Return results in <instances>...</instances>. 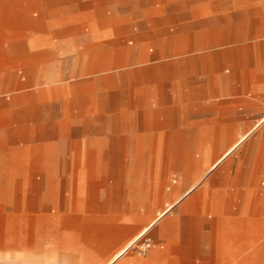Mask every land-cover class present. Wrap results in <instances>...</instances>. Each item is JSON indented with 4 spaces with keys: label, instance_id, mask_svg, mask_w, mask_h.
Returning a JSON list of instances; mask_svg holds the SVG:
<instances>
[{
    "label": "crops",
    "instance_id": "1",
    "mask_svg": "<svg viewBox=\"0 0 264 264\" xmlns=\"http://www.w3.org/2000/svg\"><path fill=\"white\" fill-rule=\"evenodd\" d=\"M76 2L0 0V98H6L0 102L6 107L3 103L7 101L11 112L37 114L19 125L28 130L25 134L6 141L24 147L19 149L20 157L0 160V191L12 187L11 178L25 165L29 176L38 172L52 176L54 167L45 161L54 159L47 160L43 156L46 153L56 152L64 157L62 160L75 164L83 161L89 171L80 169L74 177L93 176L94 161L125 159L118 156L122 144L108 145V140L99 139L98 132L108 131L96 125L89 124L68 140L60 132L56 136L42 131L62 129L58 115L66 117L75 112V91L58 83L75 78V65L91 59L77 57V49L129 33L143 39L141 34L166 32L174 25L190 34L185 41L191 44L183 47L197 48V35L203 30L189 25L220 10L242 13L247 18L245 33H264V0H113L112 10L102 4L93 9L91 1L77 9ZM255 21L259 24L253 28ZM205 31L225 30L210 27ZM227 31L230 43L240 42L231 36L235 28L228 27ZM244 42L264 47V36L261 41L246 37ZM246 62L244 59V65ZM182 77L179 84H170L167 95L157 102L163 106L164 129L170 130L163 135L164 144L183 146L179 157H173L170 151L165 152L164 159L190 161V173L182 168L180 175L193 180L204 176L206 188H198V184L189 187L190 179L181 178V184L166 196L169 202L178 200L173 211L134 241L148 239L152 249L146 256L132 252L114 264H264V125L240 141L242 135L264 121V63L259 68L240 66L231 73L210 74L208 78L199 74ZM138 94L131 109H120L122 118L137 112L151 113V98L143 90ZM77 112L81 114L78 119L86 120L101 110L86 104ZM136 128L120 124L110 133L123 140L134 135ZM173 129L180 132L173 133ZM230 144L234 145L220 159L226 150L223 146ZM204 146H208V156L202 155ZM211 146H217V157L212 155ZM130 190L128 202L133 206L138 202L139 188ZM86 199L85 193L84 209L88 208ZM116 201L120 204L115 207L121 208L123 196ZM102 206L104 215L67 218L68 223L82 220L88 226L82 233L56 232L55 227L51 232L37 233L32 249L37 260L46 264H108L140 231L118 223V217L107 211L113 206L106 199ZM61 220L53 218L49 225H58Z\"/></svg>",
    "mask_w": 264,
    "mask_h": 264
},
{
    "label": "rangeland",
    "instance_id": "2",
    "mask_svg": "<svg viewBox=\"0 0 264 264\" xmlns=\"http://www.w3.org/2000/svg\"><path fill=\"white\" fill-rule=\"evenodd\" d=\"M76 1L77 9H83L90 1L93 9L99 8L100 4L108 10L114 7L113 0ZM246 20L242 13L229 14L226 10L204 15L196 20L195 24L189 25L190 28L203 30L197 35V44L200 46L197 48L183 47L185 44H191L185 41L186 35L190 34L183 33L179 26L174 25L172 30L171 26L166 32L141 34L143 39L129 33L114 40L108 39L106 42H96L91 47L77 49V57L86 55L91 56V59L89 62L81 61L75 65V78L58 83L66 89L75 91V112H69L66 117L62 113L58 115V121H62L60 123L62 129L58 127L42 131H47V135H50L51 131L56 136L60 132L62 137L68 140L69 136L76 137L89 124L96 125L108 131L106 134L98 132L99 139L108 140V145L111 143L113 145L114 142L122 144L123 151L118 153V156L125 159L94 161L92 162L94 175L87 177L83 175L74 177L80 169L85 168L89 171L83 161L77 162L76 165L74 161L62 160L64 157L57 156L56 152L43 155L47 160L54 159L45 161L54 167L52 176H45L39 172L35 176H29L26 165L18 169L17 174L11 178L12 187L0 191V264H46L37 260L32 250L35 247L36 234L51 232L52 227L56 228V232H84L88 226L84 225L82 220L74 223L72 219V223H68L70 219L67 218L82 219L85 216L104 215L106 210L102 202L105 199L113 206L107 211L113 218L118 217V223L123 222L128 230L140 231L111 258L108 264H113L112 260L118 254L125 251L135 239L140 238L142 233H148L157 223V213L170 203L166 196L169 194L168 187L172 186L173 179L178 180L176 187L181 184L182 178L190 179L189 187L198 184V188H206L204 176L193 180L189 176L180 175L182 168L190 173V161L164 159L165 152L170 151L173 157H179L178 153L183 146L164 144L166 139L163 135L170 130L164 129L163 106L157 102L167 95L170 84H179L180 79L185 78L182 77L184 74H199L201 78L202 76L208 78L210 74L231 73L234 68L240 66L259 68L261 63H264V47L250 45L249 42H244V39L255 37L256 41H261L264 33L255 31L245 33ZM258 24L259 22L255 21L253 28ZM210 27H218L225 31L206 32L205 30ZM228 27L235 28V33H231V36L240 42L236 44L229 42ZM140 44L143 47H139ZM244 59H247L245 65ZM141 90L151 98L149 101L152 105L149 107L151 113L145 115L137 112L128 119L122 118L119 114L120 109L123 108L126 112L131 109L134 96H138ZM3 104L6 107L0 102V160L10 156L13 158L21 156L19 149L24 145L7 144L6 141L19 133L25 134L28 130L20 128L19 125L24 120L27 121L28 117L37 115L11 112L8 110L7 101ZM86 104L91 108L100 109L101 113L93 114L86 120L78 119L81 114L77 111L80 106ZM120 124L136 125V131L133 133L135 136L125 137L123 140L113 137L110 130ZM255 130L256 128L248 133ZM172 132L179 133L180 129H173ZM233 145L223 146L226 150L220 154L222 155L220 159ZM211 148L216 149L217 146ZM215 149L212 155L217 157L219 153ZM202 152L203 156H208V146H204ZM196 155L194 153L195 157ZM106 169L107 172L104 171ZM130 188H139L138 202L133 206L128 202ZM85 193L87 195L85 202L88 206L86 209L83 200ZM121 196L124 199L123 206L116 208L115 206L120 204L116 197ZM57 217L62 218L61 223L49 225L51 219ZM131 253L128 252V255Z\"/></svg>",
    "mask_w": 264,
    "mask_h": 264
},
{
    "label": "bare ground",
    "instance_id": "3",
    "mask_svg": "<svg viewBox=\"0 0 264 264\" xmlns=\"http://www.w3.org/2000/svg\"><path fill=\"white\" fill-rule=\"evenodd\" d=\"M263 124H264V121H263V123L259 124V125L256 127V129L260 128ZM250 134H251V133L242 136V137L240 138V141H241V140H246ZM240 141H239V142H240ZM233 148H234V147H233ZM176 185H178V180H177V179H173V180H172V186L168 187V191H170V190H172L173 188H175ZM194 187H195V186H194ZM177 202H178V200H177V201H174V202L167 203V204H166V208L163 209V210H161L160 212L157 213V217H158L157 219L160 220V219H162L164 216H166L167 214H169L170 212H172V210H173L174 206L177 204ZM142 234H143V233H142ZM145 235H146V234H145ZM145 235H144V236H145ZM144 236H142V238H143ZM135 240H136V239H135ZM135 240H134V241H135ZM134 241L132 242V244L134 243ZM138 241H139V240H138ZM138 241H136V242H138ZM136 242H135V243H136ZM135 243H134V244H135ZM132 244H131V245H132ZM134 244H133V245H134ZM131 245H130V246H131ZM133 245H132V246H133ZM130 246H129L125 251H123L122 253L118 254V255L112 260V261H113V264H114L115 262L119 261V260H122V259L126 258V256L128 255V252H130V251H129ZM132 246H131V247H132ZM130 250H131V248H130Z\"/></svg>",
    "mask_w": 264,
    "mask_h": 264
},
{
    "label": "built area",
    "instance_id": "4",
    "mask_svg": "<svg viewBox=\"0 0 264 264\" xmlns=\"http://www.w3.org/2000/svg\"><path fill=\"white\" fill-rule=\"evenodd\" d=\"M152 243L148 239H144L143 241H138L136 242L132 247H131V252H135L139 256H146L148 251L152 249Z\"/></svg>",
    "mask_w": 264,
    "mask_h": 264
}]
</instances>
